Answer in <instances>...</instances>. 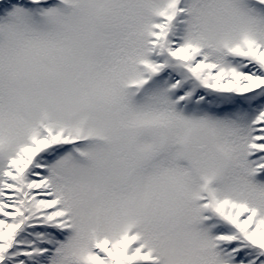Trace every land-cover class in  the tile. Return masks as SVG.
<instances>
[{"label": "snow or ice", "instance_id": "6c2138e0", "mask_svg": "<svg viewBox=\"0 0 264 264\" xmlns=\"http://www.w3.org/2000/svg\"><path fill=\"white\" fill-rule=\"evenodd\" d=\"M0 264H264V0H0Z\"/></svg>", "mask_w": 264, "mask_h": 264}]
</instances>
